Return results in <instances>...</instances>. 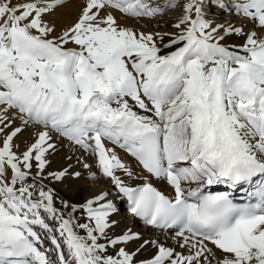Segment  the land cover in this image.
<instances>
[{"label": "snow or ice", "instance_id": "6c2138e0", "mask_svg": "<svg viewBox=\"0 0 264 264\" xmlns=\"http://www.w3.org/2000/svg\"><path fill=\"white\" fill-rule=\"evenodd\" d=\"M68 2L0 0V264H264V0H233L250 32L214 26L205 0H185L170 33L137 32L105 10L153 19L176 0H84L57 32L47 17ZM232 35L244 43H225ZM28 128L21 152L15 139ZM54 133L91 155L78 162L112 189L56 208L44 181L68 169L46 172ZM111 195L163 240L110 235ZM149 246L153 256L138 260Z\"/></svg>", "mask_w": 264, "mask_h": 264}, {"label": "bare ground", "instance_id": "6f19581e", "mask_svg": "<svg viewBox=\"0 0 264 264\" xmlns=\"http://www.w3.org/2000/svg\"><path fill=\"white\" fill-rule=\"evenodd\" d=\"M15 2H17V0H13V3ZM160 2L164 3L165 0H160ZM184 3L185 0H177V7L175 10L168 12L166 11L163 15H158L153 18L154 20L152 21L146 18L131 19L130 16L125 14V16H123L121 15V12L113 8H107L105 11L114 15L117 19V22L121 26L134 29L137 32L170 33L177 31L173 25L183 14ZM205 3L209 5V7L206 9V17L214 26L224 25L227 27L228 25H232L233 27H243L245 32H250L253 30V25L250 22H248L242 15H238L235 13V11L231 10L233 8V0H225L229 10L216 8L215 5L212 4L211 0H205ZM83 5L84 0H69V2L64 7L56 9L54 14L47 17V19L56 23L57 32H59L63 27L75 22ZM104 14V12L101 13V15ZM225 43L230 45H240L244 43V37L232 35L227 38ZM16 123L18 124L19 121ZM33 135L34 130L32 128H28L15 139V143L19 145V151L22 152L25 149V142L30 143ZM53 141L57 144V151L54 154L48 156L50 164L46 169V172H56L68 169V175L63 179V181H44L48 187L54 190V204L56 208L61 209L62 211H67L66 209L62 208V201H67L70 205L83 204L87 199L92 198L98 192L112 189L110 181H108L102 175L97 173L96 178L94 180L92 179L91 173L96 171L95 167L92 169H85L83 167V163L78 162L79 158V161L93 164V157L91 155L84 153L82 150L77 152L75 147L66 138L61 137L58 133L53 134ZM109 146L111 145L109 144ZM117 152L123 161L126 162L130 168H133L137 174L142 172V169L138 166L137 161L133 157L119 148H117ZM33 171H35V169H33ZM74 172L81 173L78 179L72 175ZM120 174L123 177V173ZM123 178L127 179L126 177ZM129 183H131L133 186H136L142 183V181L133 180L129 181ZM151 183L163 191L166 195H173V189L167 184L165 180L152 178ZM109 199L113 200V202L116 204L118 212L114 214V219L119 222L118 225L112 229V233H110V235L123 234L130 229L133 233H139L142 239L160 238L163 240L165 235L163 232L159 233L154 230H149L144 227L139 222V220L131 217L126 212L125 207H123V202L119 196L111 195L109 196ZM141 242V240L129 242L127 244V250L135 251ZM166 246L176 247L175 242L171 238L167 240ZM176 250L182 251L178 247ZM109 251L111 252V249ZM154 253L155 249L149 246L138 254L137 259L140 260L151 258ZM217 255H219V253H217Z\"/></svg>", "mask_w": 264, "mask_h": 264}, {"label": "rangeland", "instance_id": "374dc122", "mask_svg": "<svg viewBox=\"0 0 264 264\" xmlns=\"http://www.w3.org/2000/svg\"><path fill=\"white\" fill-rule=\"evenodd\" d=\"M176 3H177V0H176ZM173 10H175V9H173ZM168 11H171V10H168ZM168 11H167V12H168ZM121 15L125 16V15L122 14V13H121ZM131 19H133V18L131 17ZM146 19H148V18H146ZM150 20L152 21V20H154V19H150Z\"/></svg>", "mask_w": 264, "mask_h": 264}]
</instances>
